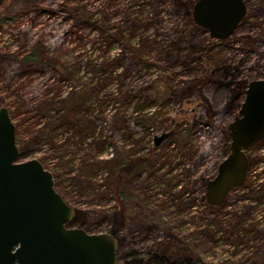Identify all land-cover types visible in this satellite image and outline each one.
I'll return each mask as SVG.
<instances>
[{"label":"rangeland","instance_id":"rangeland-1","mask_svg":"<svg viewBox=\"0 0 264 264\" xmlns=\"http://www.w3.org/2000/svg\"><path fill=\"white\" fill-rule=\"evenodd\" d=\"M195 1L190 0L189 10ZM17 2L4 0L0 6V106L8 109L16 125V143L19 147H26L21 160L38 159L52 173L56 191L86 218L89 232L105 233L111 228V215L117 212L118 187L115 185L122 154L119 141L122 132L129 135L125 137L127 141L123 140L125 151L137 140L141 141L140 146L149 148L155 134L171 130L176 122H180L178 133L168 138L155 152L167 151L170 166L183 160L196 162L198 155L204 154L203 162L192 176L194 203L189 215L192 220L188 225L177 227L175 218H168L169 227L175 229L167 231L164 227L165 231L157 232L156 237L160 235L161 239L168 238L169 241L180 237L179 240H183L206 264H263L264 240L259 238L264 235H257L259 241L250 247L248 231L257 225L264 231V206L260 203L253 216L247 215L246 193L249 177L253 178L254 172H261L264 179V139L247 152L249 174L243 184L234 188L222 205H208L205 200L206 183L214 177L219 162L226 156V126L238 109L230 96V88L217 83L218 76L226 72L223 68L214 74L216 81L195 84L193 80L206 77L211 67L216 70V66L222 64L235 67L236 80H244L243 84L264 78V20L258 24L250 23L257 20L256 14L260 16L258 19H264V0L248 1V15L236 35H248L247 41L235 36L221 42L209 40L207 32L197 30L191 16L186 22L180 14L169 13L170 0H32L34 6L28 14L23 11L13 13V9H22ZM60 3L66 9L57 8ZM103 12L111 26V38L121 34L120 28L126 36L127 31L133 30L132 35L129 33L130 45L137 49L139 56L131 60L133 52L123 49L124 59L133 65L127 62L115 72L110 73L106 69L105 73L97 71L95 74L93 68L102 67L97 61L105 55L113 57L121 47V38L115 39L107 50L101 49L99 40L95 41V31L99 27L95 26L98 23L95 21L101 19ZM149 15L150 18H146ZM136 17L147 25L134 24ZM76 23L81 26L80 34L85 30L90 32L78 37V33H74ZM191 28H195L193 33ZM51 38L57 42L44 55L57 64L54 68L48 65L47 71L37 70L27 59L35 63L36 60H32L35 58L33 54L37 53L34 43L37 41L46 46ZM170 39H179L182 52L166 58L164 51L169 50L167 44ZM142 40L147 43L145 51L139 49ZM100 42L106 46L105 41ZM190 44H193L194 51L188 54L186 45ZM17 61L24 65H17ZM231 67L227 70L235 69ZM62 74L70 76L69 79H64ZM96 77L102 80L96 82ZM44 80L48 85H59L62 92L70 87L78 91L95 89L97 94L90 95L80 115L95 117L103 98L102 106L107 108L106 112L108 109L120 112L121 123L115 124L118 131L107 118L100 119L79 145L70 142L72 130L62 126V122L53 129H44L45 124L58 123L55 111L42 107L46 93L42 92L40 84ZM127 93L134 100L128 102L125 99ZM145 94H151L145 109L153 122L148 129L140 130L138 127L142 125L132 124L135 113L131 108L146 102L142 98ZM45 112L47 114L43 116ZM126 118L130 120L125 121ZM254 157H262V160L255 163ZM198 175L204 185V210L199 218L202 198L196 191ZM256 181L258 185L263 183ZM161 215L162 218L168 217L165 213ZM135 230L137 227L128 226L127 245L128 248L139 249L141 245L132 237Z\"/></svg>","mask_w":264,"mask_h":264},{"label":"water","instance_id":"water-1","mask_svg":"<svg viewBox=\"0 0 264 264\" xmlns=\"http://www.w3.org/2000/svg\"><path fill=\"white\" fill-rule=\"evenodd\" d=\"M245 12L243 0H196L191 17L210 39L224 40ZM15 127L0 106V264H118L116 228L88 234L68 227L74 212L55 191L52 174L36 159L16 161ZM171 134L155 136V144ZM226 136L229 151L206 183L211 206L223 204L230 189L247 178V151L264 137V79L247 82Z\"/></svg>","mask_w":264,"mask_h":264},{"label":"flooded vegetation","instance_id":"flooded-vegetation-1","mask_svg":"<svg viewBox=\"0 0 264 264\" xmlns=\"http://www.w3.org/2000/svg\"><path fill=\"white\" fill-rule=\"evenodd\" d=\"M248 1L250 0H243L246 6L245 15L229 38H234L237 35L241 24H243V19L246 17V15H248ZM192 6H191V10H192ZM189 7H190V4H189ZM189 7H188V12H189V16H191V10H189ZM260 12H261L260 14H263V11L260 10ZM254 17H257V20L254 19L253 21H250V23L252 24H258L259 23L258 21H260L261 23V21L264 20V19H258L260 18L259 14H256ZM195 26L199 30H205L204 28L198 27L197 25ZM205 32L207 31L205 30ZM236 38L241 39L242 41H247L249 36L248 35H238L236 36ZM209 40L220 41V42L223 41L220 39H210V38ZM205 62L206 60L204 59V63ZM228 67H231V66L222 64V65L216 66V70L214 69V67H211L210 69H211V72L215 71L214 73L219 72L220 68H223L226 71L224 74H220L218 77L224 78L223 80L224 82L222 83V85L224 87L230 88V96L232 95L233 97L234 92L232 93V88L235 84L234 81H241L242 83H244V80H240V79L236 80L235 75H236L237 69L235 67H231V68H235L233 71H231L230 69L227 70ZM231 75H233V77H231ZM220 78L218 80H220ZM259 79H264V78H259ZM253 80H256V79H253ZM246 84L240 95V103L237 107L238 110L240 108V104L244 97V91L246 88ZM174 126L175 127L171 130H167V131L165 130V131H161L159 134H155L152 145L149 148H143L142 146H140L141 141L137 140L132 143L131 148L125 151V149L123 148L125 142L123 140L127 141L125 137L128 138L129 135H126L122 132L121 137H119V141L122 144V154L118 162L117 173H116L117 187H118V205H117V212L111 215V228L113 227L116 228L115 237L118 243L117 257H118V254L119 255L121 254V257L123 258L125 256V253L128 252L129 250H134L135 252L139 253L142 250H144L146 247L151 246L152 244H155V243L163 244L170 251L180 250L183 248L190 249L187 244L185 245L183 243V240L181 241L179 240L181 239L180 237L179 239H176V240L173 239V241H169L168 238L161 239L160 235L156 237L157 232L165 231L163 230L164 227L167 228V231L170 229H175V228L169 227L168 218H175L174 224L177 227L178 226L183 227L184 225H188L190 223L189 220H192V217L189 216L192 213L191 210L193 208V203H194V200H192V194H193L194 187H192L191 185L192 183H194V180H193L194 177L192 176H193V173L198 170L201 163L203 162L202 158H204V154L201 153L198 155L199 159L196 162L188 163L187 161L183 160L181 163L173 162V164L170 166L169 158H168V155L170 156V154L167 151L165 152L162 151V153L155 152L157 150H160L163 147V145L165 144V141L168 138L173 137L178 133L180 122L179 123L176 122ZM164 132H171L172 134L171 136L164 138L159 144H155V140H154L155 136L161 135ZM15 136H16V133H15ZM262 139H264V137ZM17 146L19 148V155L16 161L21 162V161H26L30 159H36V158H30V159L21 160L26 153L21 154L20 147L18 144ZM228 146H229V139H228ZM253 146L256 147L255 145ZM251 148H249L248 151H250ZM228 151L229 150L227 148V153ZM254 159L255 157L253 158V160ZM260 160H262V157ZM247 174H249V172ZM160 175H162V177H159ZM197 178L198 179L196 181L197 182L196 191L198 194L201 195V198H202L201 205L198 210V218H199L203 215V210H204L203 209L204 207V203H203L204 185H203V180L201 181L199 179V175ZM53 182H54V179H53ZM242 184L243 183L231 188L227 194L226 199L228 198V196L230 195L231 191L234 188H237L241 186ZM62 199L64 200L63 197ZM66 204L69 205L67 202ZM246 208H248V206H246ZM72 209L74 212V216L72 220L67 223V226L70 228H80L84 230L86 233L92 234L89 232L87 225L85 224L86 218L77 209L73 207ZM161 213L168 214V217L162 218L163 216L161 215ZM131 225L134 227H137V230L134 231V234H132V237L134 240H136L139 243L138 245H141L139 249L128 248L127 228L128 226H131ZM155 229H159V230H155ZM144 233L146 234L145 236H143ZM183 239L186 240L187 237H183Z\"/></svg>","mask_w":264,"mask_h":264},{"label":"trees","instance_id":"trees-1","mask_svg":"<svg viewBox=\"0 0 264 264\" xmlns=\"http://www.w3.org/2000/svg\"><path fill=\"white\" fill-rule=\"evenodd\" d=\"M17 1H18L17 3L22 7V9L20 7L13 9V13H16L17 11H23L28 14L31 8L34 6L32 3V0H17ZM149 1L152 2V0H149ZM189 4H190V0H170V11L171 12L169 11V13H172V12L178 13L185 19L186 22H188L187 20L190 17L189 12H188ZM57 8H62V10H64L66 9V6L60 3V4H57ZM124 13L128 15V12H124ZM101 14H102L101 19L98 21H95V23L98 22L95 26L97 25L99 26L97 27L95 31V37H96L95 41L99 40V45L101 46V49L107 50L109 46L115 41V39L118 40L119 38H121V47L117 49V52L113 55V57H110L109 55H105L104 57L102 56L99 62L97 61L98 65H101L102 67L95 68V69L93 68L95 74L97 71L105 73L106 69H109L110 73L115 72L122 65L124 66L128 62V60L124 59V56L126 55H124L125 52L123 51V49L127 48L133 52V56L131 60H133L135 56H139L138 52L136 51L137 49L133 48L130 45L129 33L132 35L133 30L127 31L129 33H128V36H126V33H124L123 28H120L119 31L121 32V34L115 38H111L110 37L111 33L109 31L111 26L106 21L107 14L104 12ZM8 15H12V14H8ZM135 15L138 16V14H135ZM150 15L147 16L146 18H150ZM135 19L136 20L133 23L136 24L137 26L140 24L142 25L146 24L145 21L144 20L142 21L140 17H136ZM75 26L76 27H74L75 28L74 33L75 32L78 33V37L80 38L90 32V31L87 32V30H85L82 34H80L79 33L81 30L80 24L78 25L76 23ZM194 29L195 28H191V33L194 32ZM70 31L73 32L72 30ZM49 40L50 41L48 42L46 46L40 45V43L37 41L34 43V48H35L34 51L37 53L34 52L35 54L33 55L35 56V58L32 60H36L35 63H31L32 62L30 61L31 59H27V62L29 64H34L37 70L47 71V68L49 67L48 65L54 68L53 66L57 64L52 59L45 58L44 54L46 52L51 51L53 45H55V42H57L56 40L54 41V39L52 38ZM100 40L105 41L106 46H105V43L100 42ZM142 41L143 42H141L139 49H144L145 51V44L147 45V43H146V40H142ZM168 42L169 43L167 45H169V50L166 49L164 51V55H166V58L171 57L173 54L175 55L181 54L182 49L179 45L180 43L179 39H176L174 41L170 39L168 40ZM193 47H194L193 44H190L188 46L186 45L188 54L189 52L194 51ZM52 54H53V51H52ZM27 62L24 60V63H27ZM90 63H92V60H90ZM129 64L133 65V63L132 64L129 63ZM17 65L23 66L24 64L22 62L17 61ZM49 71L50 70H48V72ZM214 74H215L214 72L209 71L206 74V77L204 78L200 77L197 80H193V82L195 84H198L197 82L203 83L204 81H211V80L216 81V79L214 78ZM48 76H50V74ZM62 77L64 79H69L70 76L66 77L65 75L62 74ZM231 77H233V75H231ZM219 78L220 77H218V79ZM101 80L102 79H99L98 77H96V82H99ZM223 82L224 81L217 80L218 85H220ZM234 82L235 84L232 88V93L234 92L233 93L234 96L232 98L234 101H236V105L238 107L240 103V95L242 93L243 88L245 87V84H243L241 81H234ZM54 85L57 87H54L51 84L48 85L46 80L41 81V84H40V86H42V92L44 91L46 93V96H45L46 99L42 107L46 108L49 111H55L54 114L58 116L57 124H54V125L53 123L52 124L48 123V125L45 124L43 127L44 129H53L57 127L60 124V122H62V126L66 125L67 128L72 130V137L69 138L70 142L73 144L80 145V143L83 140L87 139V135H89L90 129L91 128L94 129L97 126V124L100 122V119L107 118L114 125L121 123L119 111L117 110L112 111L111 109L110 110L108 109V111L106 112L107 108L105 106H102L104 102L103 98L100 100L99 112L95 117L91 116L88 118L86 115H83V116L80 115V111L82 110V107L85 106V102L90 97V95L97 94L94 87H91V89H94L93 91H89L87 89L80 90V91L75 90V89L72 90V88L70 87L65 92H62L61 87H58L59 85L57 84H54ZM36 93L39 94L38 92ZM62 93H64V95H62ZM165 93H167V91H165ZM150 96L151 94H145L142 98L146 102L139 104V105L135 104L131 108L132 113H135L133 117L134 120L132 118L133 120L132 124L134 126L142 125L138 127L140 130L148 129L149 124L153 122L152 121L153 118L149 119V117L151 116L146 115L147 114L146 112L148 111H146L145 109L146 106H148L149 104L147 103L148 101L147 99L151 98ZM31 99L33 100V97H31ZM125 99H127L128 102L134 100L133 98L130 97L128 93L126 94ZM152 112H155V111H152ZM152 112H150L151 115L153 114ZM44 114H47V113L46 112L43 113V116H45ZM59 116H60V119H59ZM94 118H97V119H94ZM128 120H130V118L125 119V121H128ZM117 129L118 128L116 127L115 130L118 131ZM101 142H103L102 139H101ZM260 143L261 142H258L257 144H255V146L259 145ZM20 153L21 154L26 153L25 145L20 147ZM260 159L261 157L255 158L254 159L255 163L259 162ZM104 162H108V161L105 160ZM256 179L262 181L263 183L258 185ZM115 186L117 187V182ZM116 187H114L115 190H116ZM246 194L248 195V215L253 216L260 203H262L264 206V179H263V175L261 174V172L256 171L253 174V178H251V176L249 177L248 192ZM248 233H249L248 234V246L250 247H254V245L259 240H264V237H260L259 240H257L258 239L257 235H261V236L264 235V231H262V229L260 230L258 228V225L256 227H252V230L248 231ZM251 234H254V235L251 236ZM251 240H255V241L251 243ZM118 264H206V263L196 253L192 252L188 248L170 251L163 244L155 243V244H152L151 246L146 247L144 250H142L139 253L135 252L134 250H129L128 252L125 253V256L123 258L121 257V254L120 255L118 254Z\"/></svg>","mask_w":264,"mask_h":264}]
</instances>
